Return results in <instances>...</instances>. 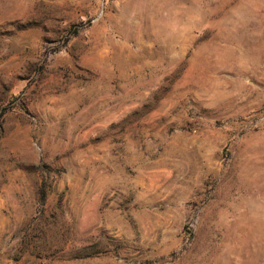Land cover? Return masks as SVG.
<instances>
[{"label":"rangeland","instance_id":"obj_1","mask_svg":"<svg viewBox=\"0 0 264 264\" xmlns=\"http://www.w3.org/2000/svg\"><path fill=\"white\" fill-rule=\"evenodd\" d=\"M0 264H264V0H0Z\"/></svg>","mask_w":264,"mask_h":264}]
</instances>
